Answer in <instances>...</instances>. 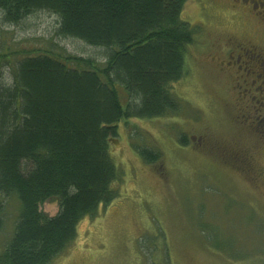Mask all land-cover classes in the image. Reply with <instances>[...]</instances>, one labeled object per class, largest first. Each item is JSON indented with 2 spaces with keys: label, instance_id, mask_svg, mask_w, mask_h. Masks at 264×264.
I'll return each instance as SVG.
<instances>
[{
  "label": "rangeland",
  "instance_id": "obj_1",
  "mask_svg": "<svg viewBox=\"0 0 264 264\" xmlns=\"http://www.w3.org/2000/svg\"><path fill=\"white\" fill-rule=\"evenodd\" d=\"M180 17L197 31L185 75L172 86L178 113L117 124L108 151L120 173L118 196L93 218H82L75 239L49 264H264V144L261 127L248 126L244 117L256 119L248 110L255 93L243 97L237 74L221 66L230 39L264 45L263 36L221 0H187ZM57 22L39 11L7 24L0 12V52L63 49L103 62L105 50L57 35ZM1 71L9 82V70ZM183 134L185 146L178 142ZM136 146L158 151L159 159L145 163ZM17 207L9 197L0 249ZM38 208L53 216L58 203Z\"/></svg>",
  "mask_w": 264,
  "mask_h": 264
},
{
  "label": "trees",
  "instance_id": "obj_2",
  "mask_svg": "<svg viewBox=\"0 0 264 264\" xmlns=\"http://www.w3.org/2000/svg\"><path fill=\"white\" fill-rule=\"evenodd\" d=\"M186 2L0 0L7 24L46 11L57 17V35L105 50L100 63L63 49L0 52V231L7 199L18 203L0 264H49L82 218L118 196L120 173L108 151L117 124L178 113L172 86L185 75L197 31L180 17ZM178 142L188 140L183 134ZM135 150L148 164L160 157ZM51 199L58 212L48 216L38 207Z\"/></svg>",
  "mask_w": 264,
  "mask_h": 264
},
{
  "label": "flooded vegetation",
  "instance_id": "obj_3",
  "mask_svg": "<svg viewBox=\"0 0 264 264\" xmlns=\"http://www.w3.org/2000/svg\"><path fill=\"white\" fill-rule=\"evenodd\" d=\"M221 1L225 2L231 10H236L239 15L238 20H243L259 35L261 34L264 41V0ZM230 41L231 44L229 46L231 49L229 48L230 51H228L230 54L225 55L224 63L221 62V66L237 74L234 78L236 77L241 81L240 88L244 89L243 97L248 98V93L254 91L255 95L251 96L254 102L248 110H251L250 113L255 115L256 119L249 121L250 117L249 119L246 116L244 117L248 121V126L252 124L253 127H261L259 143L264 144V45L252 42H239L235 38L230 39ZM254 85L256 86L255 88ZM246 161L249 165L248 158H246ZM249 169L251 168L249 167Z\"/></svg>",
  "mask_w": 264,
  "mask_h": 264
}]
</instances>
